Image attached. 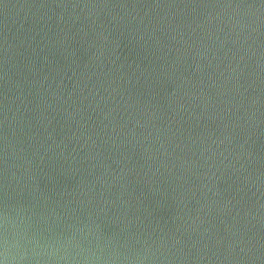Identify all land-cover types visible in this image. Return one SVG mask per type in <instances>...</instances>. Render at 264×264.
Segmentation results:
<instances>
[{
  "label": "water",
  "instance_id": "1",
  "mask_svg": "<svg viewBox=\"0 0 264 264\" xmlns=\"http://www.w3.org/2000/svg\"><path fill=\"white\" fill-rule=\"evenodd\" d=\"M5 212L100 264H264V0H0Z\"/></svg>",
  "mask_w": 264,
  "mask_h": 264
},
{
  "label": "clouds",
  "instance_id": "2",
  "mask_svg": "<svg viewBox=\"0 0 264 264\" xmlns=\"http://www.w3.org/2000/svg\"><path fill=\"white\" fill-rule=\"evenodd\" d=\"M18 218L23 222L22 217L0 213V264H100L96 251L82 247L74 234L66 241L57 240L55 245L41 244L32 237L31 247H25L22 241L27 237V228L16 231ZM111 264H117V260L114 258Z\"/></svg>",
  "mask_w": 264,
  "mask_h": 264
}]
</instances>
